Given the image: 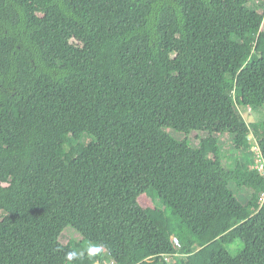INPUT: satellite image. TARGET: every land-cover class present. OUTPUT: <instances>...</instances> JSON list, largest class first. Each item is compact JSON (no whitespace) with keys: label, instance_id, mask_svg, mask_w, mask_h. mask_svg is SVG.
<instances>
[{"label":"trees","instance_id":"1","mask_svg":"<svg viewBox=\"0 0 264 264\" xmlns=\"http://www.w3.org/2000/svg\"><path fill=\"white\" fill-rule=\"evenodd\" d=\"M252 106L257 0H0V264H264Z\"/></svg>","mask_w":264,"mask_h":264},{"label":"rangeland","instance_id":"2","mask_svg":"<svg viewBox=\"0 0 264 264\" xmlns=\"http://www.w3.org/2000/svg\"><path fill=\"white\" fill-rule=\"evenodd\" d=\"M263 2V3H262ZM258 3V10L264 12V0H257ZM262 4V5H261ZM244 119L246 120V129L249 131V139H250V143H252V147H251V155L254 159H256L258 156H262L263 157V151H262V146L260 144V142L258 141V137H256V132L253 131L250 128V125L254 122H258L260 120H264L262 118H264L263 114H264V107L261 110L256 109L255 107H249V108H240ZM168 131H170L172 133V135L174 137H176L177 139H184L186 137H188V139L193 142V144L195 146L199 145V138L205 137L207 135V133L205 132H193L191 134H186L185 131L183 130H173V129H169ZM258 138V139H257ZM220 143L222 145V150H223V160H224V164L225 165H233L234 164V160L233 157L236 154V150H235V146L233 143V137L229 134H223L220 136ZM243 152V151H242ZM239 156V155H238ZM260 168H262V165L260 166ZM231 187L232 189L235 191L236 195L240 198V200L244 203H247L249 201V197L251 195V190L246 188V187H240L237 186L235 183H231ZM147 194H144L141 196V200L140 202L143 204H147ZM262 201L264 200V193H263V197L261 199ZM241 220L246 219L247 217H249V214L247 212H242L241 213ZM77 234L74 232V230L71 227H68L66 229V231L64 232V234L62 235V239L64 242H68L70 239H77ZM223 239L228 243V249L233 252L234 254L238 253L239 251L242 250L243 248V243L240 240V238L238 237L237 233L235 232V230L230 231L229 233H227ZM93 248V247H91ZM104 252V251H103ZM177 256L172 257V259H170V261H172L173 263L177 260ZM103 264H115V260L112 259L106 252H104V260H102Z\"/></svg>","mask_w":264,"mask_h":264},{"label":"built area","instance_id":"3","mask_svg":"<svg viewBox=\"0 0 264 264\" xmlns=\"http://www.w3.org/2000/svg\"><path fill=\"white\" fill-rule=\"evenodd\" d=\"M261 165H262V168H260ZM255 167L258 168L264 174V158L262 156H258L255 159ZM175 242L178 244V246L181 245L177 238H175Z\"/></svg>","mask_w":264,"mask_h":264}]
</instances>
